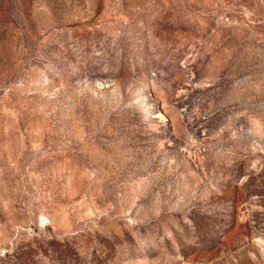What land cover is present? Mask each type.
<instances>
[{
  "label": "rangeland",
  "instance_id": "374dc122",
  "mask_svg": "<svg viewBox=\"0 0 264 264\" xmlns=\"http://www.w3.org/2000/svg\"><path fill=\"white\" fill-rule=\"evenodd\" d=\"M0 264H264V0H0Z\"/></svg>",
  "mask_w": 264,
  "mask_h": 264
}]
</instances>
